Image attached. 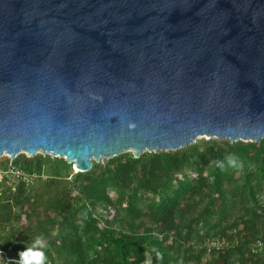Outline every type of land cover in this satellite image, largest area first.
Instances as JSON below:
<instances>
[{"label": "water", "instance_id": "1", "mask_svg": "<svg viewBox=\"0 0 264 264\" xmlns=\"http://www.w3.org/2000/svg\"><path fill=\"white\" fill-rule=\"evenodd\" d=\"M209 138L264 139V0H0V157Z\"/></svg>", "mask_w": 264, "mask_h": 264}, {"label": "trees", "instance_id": "2", "mask_svg": "<svg viewBox=\"0 0 264 264\" xmlns=\"http://www.w3.org/2000/svg\"><path fill=\"white\" fill-rule=\"evenodd\" d=\"M12 162L39 177L0 198V264L36 236L47 264H264V139L123 153L86 173L49 155Z\"/></svg>", "mask_w": 264, "mask_h": 264}, {"label": "built area", "instance_id": "3", "mask_svg": "<svg viewBox=\"0 0 264 264\" xmlns=\"http://www.w3.org/2000/svg\"><path fill=\"white\" fill-rule=\"evenodd\" d=\"M5 156H7L5 163L3 165L0 164V198L7 192L13 191L16 184L29 185L39 177L36 173L25 172L18 165L13 164L12 161L10 163L8 155ZM206 245L210 248L219 249L223 245H226V243L224 241H210ZM255 245L256 247H260L261 242L258 241Z\"/></svg>", "mask_w": 264, "mask_h": 264}, {"label": "clouds", "instance_id": "4", "mask_svg": "<svg viewBox=\"0 0 264 264\" xmlns=\"http://www.w3.org/2000/svg\"><path fill=\"white\" fill-rule=\"evenodd\" d=\"M47 244L42 236H36L29 247L18 253L16 264H47L44 250Z\"/></svg>", "mask_w": 264, "mask_h": 264}, {"label": "rangeland", "instance_id": "5", "mask_svg": "<svg viewBox=\"0 0 264 264\" xmlns=\"http://www.w3.org/2000/svg\"><path fill=\"white\" fill-rule=\"evenodd\" d=\"M205 140V139H204ZM126 153H130V152H126ZM20 155V154H19ZM18 155V156H19ZM25 155V154H24ZM26 156V155H25ZM27 157V156H26ZM6 159H7V156H5V155H3L2 157H0V164L1 165H3L4 163H5V161H6ZM72 170H73V172H75V170H74V168L72 167ZM45 178V176H43V179ZM0 256H2V257H5V255H4V253L3 252H0Z\"/></svg>", "mask_w": 264, "mask_h": 264}]
</instances>
